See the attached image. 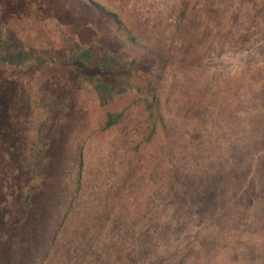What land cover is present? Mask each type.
<instances>
[{"label":"rangeland","instance_id":"1","mask_svg":"<svg viewBox=\"0 0 264 264\" xmlns=\"http://www.w3.org/2000/svg\"><path fill=\"white\" fill-rule=\"evenodd\" d=\"M101 1L166 37L193 70L166 71L167 131L159 127L151 145L142 104L130 94L101 108L87 81L96 73L69 65L61 52L42 69L6 76L0 264H34L46 251L44 264H264V0ZM44 3V39L74 28L60 0ZM5 4L12 13L11 0ZM5 34L11 47H23ZM157 68L150 60L139 77ZM29 86L55 110H41ZM121 112L120 125L101 130L107 113ZM81 151L84 188L67 217L71 200L58 188ZM44 227L61 230L55 246Z\"/></svg>","mask_w":264,"mask_h":264},{"label":"trees","instance_id":"2","mask_svg":"<svg viewBox=\"0 0 264 264\" xmlns=\"http://www.w3.org/2000/svg\"><path fill=\"white\" fill-rule=\"evenodd\" d=\"M44 1L46 0H11L13 11L9 13L5 0H0V91L6 93V76L10 73L19 75L33 69H42L54 60L55 51L61 52L69 65L96 73L93 77H87V81L101 108L108 109L118 100L130 97V94L133 100H138L137 104L141 103L147 114L145 143L153 144L159 127L163 128L164 133L167 131L164 106L160 98L166 71L168 68L191 71L194 64H189L185 56L175 48L166 47L163 43L166 37L139 29L128 17L112 10L101 0H60L64 16L75 24V32L73 29L57 31L56 36L60 34L58 39H44L50 34L46 31L45 23L49 18H44L42 13L47 8L46 3L42 4ZM48 7L50 8L49 5ZM186 15L187 10L181 13L179 21L177 19L176 31L171 36L173 42L181 33ZM210 16L213 20H218L216 14ZM7 30L18 36L22 48L14 49L7 43ZM150 60L158 64L155 73L143 72L144 78L139 77L140 69ZM102 76H112L116 83L104 81ZM28 89L38 98L36 103L41 110H55L57 103L51 97L42 93L37 96L36 92L32 93L31 86ZM4 92L2 93L5 94ZM124 116V112L107 113L101 130L109 131L117 127L123 122ZM165 136L169 141L168 134ZM84 172L85 157L81 151L58 188L62 197L68 195L71 200L67 217L71 212L72 202L80 197L84 188ZM39 230L43 236H48V247L56 245L60 229L44 227ZM50 255L49 251L43 252L34 264H44Z\"/></svg>","mask_w":264,"mask_h":264}]
</instances>
